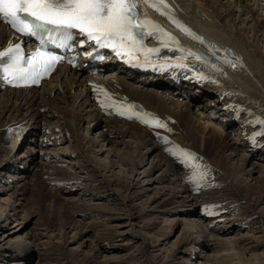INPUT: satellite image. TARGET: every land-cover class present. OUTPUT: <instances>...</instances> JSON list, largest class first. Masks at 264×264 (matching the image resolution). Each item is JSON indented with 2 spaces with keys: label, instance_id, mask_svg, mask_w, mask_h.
<instances>
[{
  "label": "bare ground",
  "instance_id": "6f19581e",
  "mask_svg": "<svg viewBox=\"0 0 264 264\" xmlns=\"http://www.w3.org/2000/svg\"><path fill=\"white\" fill-rule=\"evenodd\" d=\"M176 1L180 16L185 17L203 41L198 40L195 47V54L203 59L186 55L183 68L196 71L194 75H202L205 79L186 74L174 79V87L161 83L154 88L134 72L127 70L129 74L126 73L124 66L114 68L113 72L101 68L111 73L104 81L79 70L60 68L39 89L0 91L1 262L13 259L22 264H99L79 252L80 243L75 250L66 241L64 233L68 226L77 232L82 230V235L87 234V229L79 226L78 230L72 221L65 226L67 221L61 222L60 219L58 222L57 216L72 219L70 214H64L70 205L90 208L95 214H106V210H110L107 206L82 202L98 190L90 200L100 199L107 205L114 199L112 204L116 207L112 211L122 208L129 213L126 222L117 221L114 225L106 220L108 222L102 226L104 229L94 233L96 246L99 245L94 240L96 237L97 241L110 244L120 234H125L126 230L122 229L132 231L136 227L133 223V214L136 213L134 207H130L134 193L128 195V192L134 187L136 191L137 186L129 183L127 175L115 176L113 168L127 165L131 174H139L138 170L147 164L148 168L141 173L144 177L162 170L143 185L148 189L152 185L162 186L154 188L158 189L157 197L150 199L152 207L147 213L176 215L181 219L178 221L184 228L183 236L168 256L153 257L154 263L148 253L153 247L149 243L167 240L169 235L164 230L150 242L135 235L134 239L139 238L136 239L138 248L124 259L102 257L104 252L113 248L106 243L97 249V259H102V264H138L135 261L184 264L178 259L187 254L185 246L196 243L209 251L204 264H264V252L259 249L264 247V136L259 134L264 132V124L260 123L264 121V0ZM11 34L6 25L0 23V45L8 41ZM92 84L112 93L107 97L98 94L100 100L110 97V101L116 102L120 100L119 96L131 99L134 106L155 116L171 131L142 126L134 120L125 122L102 116L100 106L96 108L93 101L94 93L93 96L90 93ZM185 94L188 100L182 98ZM17 124L24 126L22 132L29 131L6 142L3 130ZM157 133L166 136L171 145L195 154L196 162L206 166L207 174L199 189L187 178L186 174L192 169L185 168L164 150L166 145L157 138ZM38 136H41L39 141ZM21 140L23 146L19 147ZM100 154H106L105 160L109 163H100ZM76 171L88 175V178L80 180ZM80 181L92 183L93 189L86 195L77 194L81 191ZM124 183L128 186H123ZM113 186L124 190L123 198ZM200 192L206 194L202 200L196 197ZM74 195L77 198H68ZM217 198L220 199L215 203ZM32 199L37 207L51 201L53 212L49 214V222H42L43 217L32 222L28 216H19L23 210L25 214H31L27 208ZM116 199H121V203ZM230 199L238 204L239 210H245L242 214L248 213L257 219L255 225L259 228L254 231L261 229L263 237L247 232L242 234L241 230L253 226L252 221L227 217L225 205ZM228 208L235 213L239 211L236 206ZM255 208H259L258 213ZM208 220L209 229L221 223H226L227 228L224 225L221 229H213L206 238L207 227L202 221ZM12 221L13 229H16L5 232L3 228ZM26 224L33 227L28 232L24 230ZM151 225L144 224L140 228L156 229ZM57 230L59 233L54 236Z\"/></svg>",
  "mask_w": 264,
  "mask_h": 264
},
{
  "label": "snow or ice",
  "instance_id": "6c2138e0",
  "mask_svg": "<svg viewBox=\"0 0 264 264\" xmlns=\"http://www.w3.org/2000/svg\"><path fill=\"white\" fill-rule=\"evenodd\" d=\"M141 5L156 11L167 8L164 0H0V23L29 37L41 35L44 32L50 33L56 37L53 42H58L62 46H70L68 42L73 39V32L70 30L75 29L78 30V34L86 37L89 42L94 41L100 48H111L117 55L122 53L127 55L130 58L129 62L135 56L142 55L143 61L150 63L152 55L159 49L145 48L143 44L146 36L152 37L159 33L158 38H166L164 47H168V42L176 45L179 42L147 18L139 19ZM161 14L164 13L161 11ZM169 19L183 33L203 43L200 37L194 35L179 21L171 16ZM49 25L55 27L49 28L47 27ZM145 29L149 30L145 31ZM187 54L195 56L196 60L203 59L190 50ZM88 55L92 54L88 53ZM59 59L58 56L38 50L27 61L28 66L24 68L21 67V63L25 57L19 43L10 44L5 50L0 51L3 72H6L13 80H24L32 84H38L40 78L48 74ZM225 62L230 63L227 60ZM179 66L184 67L182 64ZM232 66L235 67V65ZM199 78L206 77L201 75ZM100 91L103 92V89ZM104 95L107 97V93ZM108 99L111 100L110 97ZM111 103L116 105L115 101ZM101 106L105 107L104 101H101ZM132 108L131 105L117 107V112L121 116H127L128 119L135 117L140 123L149 127L171 131L166 124L152 117L151 114L133 112ZM260 123L264 124V121ZM259 134L264 136V132ZM157 138L166 145L164 150L170 156L185 168L192 169L186 174L187 178L199 189L207 174L206 166L196 162L198 158L195 154L177 145H171L166 136L161 137L157 133Z\"/></svg>",
  "mask_w": 264,
  "mask_h": 264
},
{
  "label": "rangeland",
  "instance_id": "374dc122",
  "mask_svg": "<svg viewBox=\"0 0 264 264\" xmlns=\"http://www.w3.org/2000/svg\"><path fill=\"white\" fill-rule=\"evenodd\" d=\"M262 5H264V4H262ZM232 139L235 140V136H232ZM22 146L23 145H22V141H21L19 144V147H22ZM26 146H28V145H26ZM95 150L99 151V148H96ZM52 153H54V152H52ZM105 157H106V154H102V155L100 154L99 155L100 163H102L101 161H104L105 163L106 162L109 163L108 162L109 160H105ZM110 165H113V162H111ZM66 166H67V168H71L70 165H66ZM147 168H148V166L146 164V166L143 169L138 170L139 174H137V172H136V174L135 173L131 174L130 173L131 168L128 167L127 165H122V166L116 165V166H114L113 171L115 173V176L120 174V175H123V177H125L127 175V177L130 178L129 183L135 184L137 186L136 191H134L135 187L133 186L134 189L131 190V192L130 191L128 192V195H130L131 193H134V197L131 199L132 201L130 203L131 204L130 207H134V210L132 208L131 209L133 211H135V213H136V214H133V216H134L133 217V223H135L136 227L132 231H129L128 230L129 228L122 229V231L126 230L125 234H120L119 237L116 238V240L110 241L109 242L110 244H108L107 242H106L107 244L105 242L101 243V242L97 241V237L94 238V240L97 242V244H99L98 245L99 247L105 246V244L113 246V248L110 249L109 252H104L101 255L102 257L113 258L115 256L116 259L117 258L124 259L127 256L132 255L133 252H135V250H137L136 248H138V243H137L136 239H139V238L134 239L136 237L135 235H137V234L141 235L144 238H147L149 240L148 242H150L151 240L152 241L155 240L154 239L155 236H156V238H158L159 231L164 230L169 235L167 240L166 239L165 240L160 239L162 241H160L158 243H155V241L150 242L151 244L149 243L150 247H152V246L153 247L149 249L148 253L149 254L151 253L150 254L151 263H154L155 258H153V257L160 256L161 258H163L165 256H168L169 253H171V250H173L175 248V245L179 242L180 238H182L184 228L181 225V223L178 221L181 219L178 218L176 215L171 216V214L170 215L168 214L167 216H164V214H162L160 216L159 215L157 216V215H149L147 213L148 211H150V209L152 207L150 199L157 197L156 194L158 193V189L154 190V188L162 187L160 185H156V187H155V185H152L150 187V189H148L149 187L147 188V187L143 186L145 184V181L150 180L151 178H155L157 176V174L162 171V170H156V171L152 172L151 177L147 178L141 174L142 171L147 169ZM122 172H124V173L122 174ZM76 175L78 176V178L80 180H84V179L88 178V175L78 174V171H76ZM257 176L258 175H255V177H257ZM110 180H112V178H110ZM182 183L184 184V182H182ZM79 184L81 185V188H79V189H81V191H77V194H79V195H86L87 193H89V190L93 187L92 186L93 184L90 182L80 181ZM123 186L127 187L128 185H127V183H124ZM73 188L75 190H78L75 187H73ZM112 188H114V186ZM94 189H96V187ZM145 189L150 190V191H148L147 193L142 192V190H145ZM114 190L118 191L119 196L122 198L125 195V194H123L124 190H120L119 188H114ZM97 191L98 190H96V192H93V194L97 193ZM120 191L122 192V194L120 193ZM93 194L91 195L92 198L95 197V195H93ZM137 194H138V199H135ZM205 195L200 192L196 195V197L200 198V200H202ZM76 196L74 195V196H70L68 198H77ZM91 197H89L87 200L82 201V202H84V203L90 202V205L99 204V205L107 206L108 208H110V210H106L107 215L106 214H95L92 209L87 208V207L81 208L79 205H73V207H72V205H70L67 207L68 209L64 212V214H68V215L70 214V217H72V219H70L66 216L63 217L62 215H60V217L57 216V221L60 222V219H61V222L67 221L65 226H67L69 224L68 222L72 221V225H74V227L77 229L79 228V226H82V227L84 226L85 230L87 229L85 231L87 234H84V235L81 234L82 230L77 232V230L74 231L72 229V226L71 227L68 226L65 229V233H64V234H66V241H67L68 245L75 250L78 249V244L80 243L82 245V247L79 249V252L81 254L88 255L90 259L97 260V262L99 264H102L101 261H103V260L97 259V258H99L97 255V249L99 247L96 246V243L93 241L94 233H96V231L98 229H104V227H102V226H103V224H105L108 221L110 222L109 224H114V225H116L117 221L118 222H126V220H127L126 217H127V214H129V213L126 209H122V208H119L116 211H112L116 207L114 204H112L114 199L109 200L111 203H107V205H105L104 204L105 201H102L100 199L99 200L94 199L95 201H92V200H90V199H92ZM213 198L215 199V197H213ZM219 199L220 198H217L215 203H217L219 201ZM121 201H122L121 199H118V200L116 199V202H118V203H121ZM49 203H51V201L47 202V203L45 202L44 205L40 204V206L37 207L38 205L35 203V199H32V202L30 203L31 205H29L27 208V210H29V212L31 214H25V210H23V211L21 210L22 212H21V214H19V216H21V217L28 216L30 219H32V222L34 220H36V218L43 217L42 222L47 223V222H49V217L51 218V215H49V214H52L51 212H53ZM221 204L225 205L224 203H221ZM17 205H19V203H17ZM103 206H100V208H102ZM229 206H236L237 210H239V206L235 201H233V199H230V202H228V204L225 205L226 210H228V213H226V215H228L227 217L230 220L235 218V220H240V221L242 219L243 220L245 219L247 222L252 221L253 226H251L249 230H241L242 234L247 232V233H249V235H256L258 237V234H259L260 237H263V233L261 232L262 231L261 229H260V231L258 230L257 232L254 231L256 228H259L258 225L257 226L255 225L257 223V219L253 218L251 214H248V213L242 214L245 212L244 209L239 210L237 213H235L231 208H228ZM45 208L49 211H47V210L44 211ZM258 209L259 208H255L257 213L259 212ZM83 210L86 211L85 214L81 213V211H83ZM42 211H44V212H42ZM143 211H146V212H143ZM59 212L61 213L62 210H60ZM76 212H78V214L74 215L73 213H76ZM87 212H92V213H87ZM155 213L161 214L159 212H155ZM262 215L264 216V214H262ZM31 217H33V218H31ZM3 219H5V217H2V220ZM106 220H108V221H106ZM202 222H204L203 225H205L207 227V230H205L206 238L208 236L209 231L212 232L213 229H221V228H223L224 225H225L224 227L227 228L226 223L225 224H223V223L216 224L215 223L216 225L213 226V229H209V226H208L209 220L208 221H202ZM153 223H156V225H153ZM24 224H25V221L22 225L23 227H24ZM144 224H152L151 226L152 227L155 226L156 229L151 230V231L141 230L140 227ZM26 225L27 226L24 229V230H26V232H28V230L30 228H33L29 224H26ZM13 226H14V222L12 221L11 223H8L3 229L5 232L9 233V232H12L13 230L16 229V228L13 229ZM236 231H237V229H236ZM58 233L59 232L57 230L54 233V236L58 235ZM235 233L236 232H234V234ZM234 234H232V235H234ZM0 236H2V235H0ZM91 243H92V245H91ZM200 245H201L200 243H196L195 245L190 244L189 246H185L184 249H186L187 254L180 257L178 259V262L182 261V263H184V264L185 263L186 264H204L205 263V257L209 253V251H207L206 249H203L202 248L203 246L202 245L200 246ZM256 247H257V245H256ZM259 249H262L260 251L264 252V247L259 248ZM154 250L157 253H155ZM257 253H258V249H257ZM133 257H131V258H133ZM143 259L144 258H141V261H143ZM2 260H3V258H0V264H12L13 262H15V264H22L23 263V262H19V261L17 262V260L13 261V259L12 260L7 259V260H4V262H1ZM53 263L56 264V262H53ZM135 263H138V264L142 263L143 264V262H140V261H135ZM50 264H52V263L50 262Z\"/></svg>",
  "mask_w": 264,
  "mask_h": 264
}]
</instances>
